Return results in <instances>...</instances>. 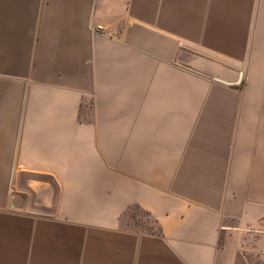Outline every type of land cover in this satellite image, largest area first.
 Returning a JSON list of instances; mask_svg holds the SVG:
<instances>
[{
	"label": "crops",
	"instance_id": "obj_1",
	"mask_svg": "<svg viewBox=\"0 0 264 264\" xmlns=\"http://www.w3.org/2000/svg\"><path fill=\"white\" fill-rule=\"evenodd\" d=\"M264 0H0V264H264Z\"/></svg>",
	"mask_w": 264,
	"mask_h": 264
},
{
	"label": "rangeland",
	"instance_id": "obj_2",
	"mask_svg": "<svg viewBox=\"0 0 264 264\" xmlns=\"http://www.w3.org/2000/svg\"><path fill=\"white\" fill-rule=\"evenodd\" d=\"M264 262V261H263Z\"/></svg>",
	"mask_w": 264,
	"mask_h": 264
}]
</instances>
